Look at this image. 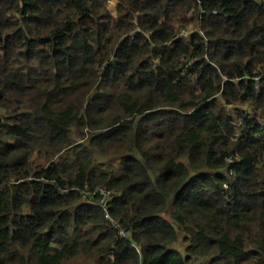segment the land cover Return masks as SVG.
<instances>
[{"label": "trees", "instance_id": "obj_1", "mask_svg": "<svg viewBox=\"0 0 264 264\" xmlns=\"http://www.w3.org/2000/svg\"><path fill=\"white\" fill-rule=\"evenodd\" d=\"M108 1L0 0V264H264V0Z\"/></svg>", "mask_w": 264, "mask_h": 264}, {"label": "built area", "instance_id": "obj_2", "mask_svg": "<svg viewBox=\"0 0 264 264\" xmlns=\"http://www.w3.org/2000/svg\"><path fill=\"white\" fill-rule=\"evenodd\" d=\"M181 33L184 38L188 37V32L182 31ZM254 80H255V91L259 92L260 89H262V87L264 86V79L262 80L260 77H257ZM226 110H228V108H226ZM245 119H247V117ZM257 137L260 138V135H257ZM95 194H98L100 196V204L102 205L103 208H105L106 203L111 199L112 192L106 191L103 188H97L90 195L93 196ZM105 218L109 220L107 214H105ZM110 222L112 223L113 227L117 230L119 238L125 239L128 237V233L120 229V227L116 223L112 221Z\"/></svg>", "mask_w": 264, "mask_h": 264}, {"label": "rangeland", "instance_id": "obj_3", "mask_svg": "<svg viewBox=\"0 0 264 264\" xmlns=\"http://www.w3.org/2000/svg\"><path fill=\"white\" fill-rule=\"evenodd\" d=\"M107 6H108V9L111 11V13L114 14L115 6H116V0H109L108 3H107ZM162 216L167 221L172 223L174 225V227H176V225L170 219V217H169L167 212L163 213ZM176 232H177V241H176L174 246H175L176 249H178L184 255L183 251H184L185 244L183 243V234L181 233V231L177 227H176Z\"/></svg>", "mask_w": 264, "mask_h": 264}]
</instances>
